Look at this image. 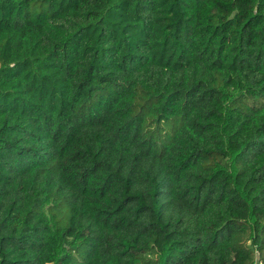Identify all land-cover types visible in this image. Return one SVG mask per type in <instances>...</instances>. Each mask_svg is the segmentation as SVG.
Segmentation results:
<instances>
[{"label": "trees", "instance_id": "trees-1", "mask_svg": "<svg viewBox=\"0 0 264 264\" xmlns=\"http://www.w3.org/2000/svg\"><path fill=\"white\" fill-rule=\"evenodd\" d=\"M264 264V0H0V264Z\"/></svg>", "mask_w": 264, "mask_h": 264}, {"label": "built area", "instance_id": "built-area-1", "mask_svg": "<svg viewBox=\"0 0 264 264\" xmlns=\"http://www.w3.org/2000/svg\"><path fill=\"white\" fill-rule=\"evenodd\" d=\"M253 254L254 256H256V258H258V251L256 247L252 248ZM255 264H261L260 260L258 259V261Z\"/></svg>", "mask_w": 264, "mask_h": 264}, {"label": "rangeland", "instance_id": "rangeland-1", "mask_svg": "<svg viewBox=\"0 0 264 264\" xmlns=\"http://www.w3.org/2000/svg\"><path fill=\"white\" fill-rule=\"evenodd\" d=\"M249 246H251L250 245V243L248 244ZM255 247V246H254ZM253 247L251 246V249H252ZM258 261V258H255V261H254V264L256 263Z\"/></svg>", "mask_w": 264, "mask_h": 264}]
</instances>
